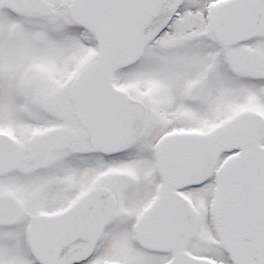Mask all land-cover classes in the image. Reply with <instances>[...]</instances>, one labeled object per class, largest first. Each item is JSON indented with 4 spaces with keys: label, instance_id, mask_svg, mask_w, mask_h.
<instances>
[{
    "label": "snow or ice",
    "instance_id": "snow-or-ice-1",
    "mask_svg": "<svg viewBox=\"0 0 264 264\" xmlns=\"http://www.w3.org/2000/svg\"><path fill=\"white\" fill-rule=\"evenodd\" d=\"M0 264H264V0H0Z\"/></svg>",
    "mask_w": 264,
    "mask_h": 264
}]
</instances>
